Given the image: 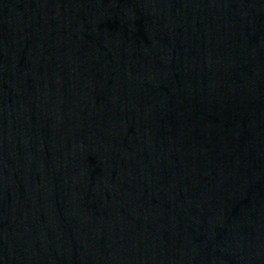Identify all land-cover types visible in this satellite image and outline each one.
I'll list each match as a JSON object with an SVG mask.
<instances>
[{"label": "water", "instance_id": "obj_1", "mask_svg": "<svg viewBox=\"0 0 264 264\" xmlns=\"http://www.w3.org/2000/svg\"><path fill=\"white\" fill-rule=\"evenodd\" d=\"M0 264H264V0H0Z\"/></svg>", "mask_w": 264, "mask_h": 264}]
</instances>
